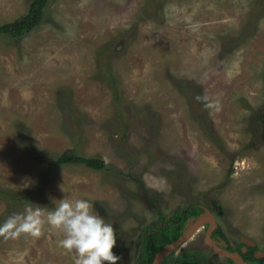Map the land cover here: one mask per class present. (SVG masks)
Returning a JSON list of instances; mask_svg holds the SVG:
<instances>
[{"label":"rangeland","instance_id":"rangeland-1","mask_svg":"<svg viewBox=\"0 0 264 264\" xmlns=\"http://www.w3.org/2000/svg\"><path fill=\"white\" fill-rule=\"evenodd\" d=\"M32 1L0 0V27ZM263 120L264 0H48L26 36L0 35V224L88 199L117 231V264H137L145 227L193 197L264 252ZM70 149L107 169L44 179ZM62 238L46 220L0 233V264H75ZM192 247L206 253L201 231Z\"/></svg>","mask_w":264,"mask_h":264},{"label":"clouds","instance_id":"clouds-1","mask_svg":"<svg viewBox=\"0 0 264 264\" xmlns=\"http://www.w3.org/2000/svg\"><path fill=\"white\" fill-rule=\"evenodd\" d=\"M45 220L62 232L59 246L75 253V264H117L122 259L113 252L118 235L114 225L96 210L92 201L84 198H62L46 215L40 207L28 206L23 214H14L0 224V233L37 236Z\"/></svg>","mask_w":264,"mask_h":264},{"label":"trees","instance_id":"trees-1","mask_svg":"<svg viewBox=\"0 0 264 264\" xmlns=\"http://www.w3.org/2000/svg\"><path fill=\"white\" fill-rule=\"evenodd\" d=\"M48 0H33L29 5L26 15L20 17L12 23L2 25L0 27V35H8L12 38H22L26 36L31 30L37 27L43 17V11L47 5ZM33 149V148H31ZM83 165L93 171L106 170L107 165L99 158H85L78 156L75 151L67 150L59 155L57 158H51L45 166L46 173L44 179L49 172H54L55 169L70 165ZM37 191L27 192L26 195L18 199L22 203L31 204L29 202L35 198ZM17 199V198H16ZM188 214L185 209L176 211L169 219L163 218L161 215L156 224L151 227H145L140 240L141 257L145 264H150L153 256L163 249L164 246L170 244L179 238L182 234V227ZM220 234V232H219ZM221 235V234H220ZM245 260H250L256 264H264V260L257 261L253 255L252 250L244 257ZM174 264H201L197 257L191 252L182 255L178 262Z\"/></svg>","mask_w":264,"mask_h":264},{"label":"flooded vegetation","instance_id":"flooded-vegetation-1","mask_svg":"<svg viewBox=\"0 0 264 264\" xmlns=\"http://www.w3.org/2000/svg\"><path fill=\"white\" fill-rule=\"evenodd\" d=\"M263 122H264V120H263ZM262 125L264 126V123H262ZM208 193L211 194L210 192H208ZM209 194L206 193L204 195L205 196L204 198L209 197L210 196ZM187 201H188V204L185 205L184 208H182V209L186 210L188 217L184 221L181 236L187 230V227L194 224L196 219H198L200 216H203V215L208 216L206 214V210L209 212L210 219L213 220L214 226L211 224L210 220L205 221V222H203V225H201L194 232V233H198L200 231L202 232V239H203V241L206 245V249H207L206 253L203 252L199 247H195V248L192 247V248H185V249H183L181 247L180 249H178L177 252L172 251L169 256H167L166 258H164L160 262V264H174L175 262L177 263L178 259L182 255H184L188 252H191L195 257H197L201 264H216L213 261L212 255L221 257L225 261L224 263L217 262V264H234L231 260L226 259L225 257H223V256H221V255H219V254H217L211 250V248L205 242L207 235L209 236V240L211 241V243H213L217 248H220V249L225 250V251L230 252V253L239 254L241 259L246 264H256L250 260L249 261L245 260V258H244L245 256H247V254L250 252V250H252V255L257 261L264 260V252L259 250V247L257 246L256 242L254 240H252L251 238L240 236L238 238L239 239L238 244H236V245H234L230 242V240L226 237V235L223 231V227L221 226V223L219 220L221 217V214L219 213L221 206H219L217 204V202H215L213 200H211V202H206L205 200H202V201L198 200L197 201V200H194L193 197L189 198V200H187ZM219 232L221 235L219 234ZM244 238L247 239L248 241H251L254 246L251 247V246H247V245L243 244L242 239H244ZM155 255L153 256V259H152L150 264L153 263ZM137 264H145L144 260H142V257H141V250H140V256L138 258Z\"/></svg>","mask_w":264,"mask_h":264},{"label":"water","instance_id":"water-1","mask_svg":"<svg viewBox=\"0 0 264 264\" xmlns=\"http://www.w3.org/2000/svg\"><path fill=\"white\" fill-rule=\"evenodd\" d=\"M206 214L208 216H200L198 219H196L195 223L192 224L191 226L187 227V230L183 233L181 237L173 241L172 243L166 245L162 250H160L156 255L153 260L152 264H160V262L169 256V254L172 251H175L176 249L182 247L194 234V232L203 224L205 221L211 222V224L214 226L213 220L210 219L209 217V212L206 210ZM206 244L211 248L212 251L215 253L225 257L226 259L231 260L234 264H238V261H241L242 264H246L240 257L239 254L237 253H230L225 250H222L220 248H217L211 241L209 240V236L207 235V238L205 240ZM242 243L253 247V243L251 241H248L247 239H242Z\"/></svg>","mask_w":264,"mask_h":264},{"label":"bare ground","instance_id":"bare-ground-1","mask_svg":"<svg viewBox=\"0 0 264 264\" xmlns=\"http://www.w3.org/2000/svg\"><path fill=\"white\" fill-rule=\"evenodd\" d=\"M203 225V224H202ZM238 264H242L241 261H238Z\"/></svg>","mask_w":264,"mask_h":264}]
</instances>
